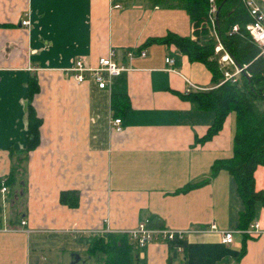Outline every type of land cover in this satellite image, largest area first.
<instances>
[{"label": "crops", "instance_id": "obj_1", "mask_svg": "<svg viewBox=\"0 0 264 264\" xmlns=\"http://www.w3.org/2000/svg\"><path fill=\"white\" fill-rule=\"evenodd\" d=\"M171 34L194 38L188 13L143 0H0V182L17 171L7 194L0 187V264H95L89 237L128 233L146 220L186 232L185 245L174 256L168 242L152 241L140 248L139 264H264V233L247 240L240 258L244 203L234 176L212 177L214 165L233 155L235 117L200 142L215 115L187 95L216 85L174 44L148 43ZM112 51L128 71L106 89L90 74L78 84L68 72L78 60L96 68ZM129 51L146 56L130 60ZM190 84L198 89L188 92ZM114 97L126 106L118 116ZM29 106L40 120L39 142L22 161ZM255 179L264 192V166ZM71 191L76 208L61 203ZM254 222L264 231V204ZM211 225L234 232L233 242L207 232Z\"/></svg>", "mask_w": 264, "mask_h": 264}, {"label": "trees", "instance_id": "obj_2", "mask_svg": "<svg viewBox=\"0 0 264 264\" xmlns=\"http://www.w3.org/2000/svg\"><path fill=\"white\" fill-rule=\"evenodd\" d=\"M151 7L175 8L188 13L193 25L192 37L168 35L148 43L174 44L191 62L204 64L213 75L215 88L192 92L187 99L200 111L213 112L214 122L207 135L200 140L206 142L220 133L228 117H235L233 155L230 159L218 161L212 171V177L219 171L227 170L234 176L238 191L244 203L240 213V230H247L256 219L257 205L264 204V192L256 188L255 173L264 166V111L258 109L255 100L264 99V55L261 47L254 41L247 27L253 18L244 0H215L219 22H216L218 38L224 50L216 53L218 45L209 23L211 3L209 0H143ZM217 15V14H216ZM238 31L234 32V27ZM147 43V44H148ZM137 51L136 53H139ZM228 54L236 66L244 69L236 81L225 82L226 71L235 72V66L226 65L221 57ZM35 81L31 84L32 95L37 90ZM118 100V101H117ZM119 99L114 97L113 108L116 116L126 110ZM30 146L25 150L22 161L39 142L40 120L31 106L28 109ZM17 171L13 172L6 185L13 187ZM14 180V181H13ZM12 183V184H11ZM1 187V182H0ZM25 187V186H24ZM61 203L76 208L79 196L75 191L63 192ZM248 235H244V244L240 254L242 258L247 250ZM87 255L95 264H139L140 248L127 233L96 234L87 239ZM172 254L178 255L184 241L169 242ZM175 258L172 257L171 260Z\"/></svg>", "mask_w": 264, "mask_h": 264}, {"label": "built area", "instance_id": "obj_3", "mask_svg": "<svg viewBox=\"0 0 264 264\" xmlns=\"http://www.w3.org/2000/svg\"><path fill=\"white\" fill-rule=\"evenodd\" d=\"M211 3V11L209 15V23L211 26L212 33L214 37L218 41V45L216 47V53L222 52L224 50L223 45L221 44L217 30H216V14H217V5L215 0H209ZM246 6L249 9V12L253 18V23L247 27L250 35L254 39V41L261 47L262 55H264V7L258 3L257 0H244ZM120 5H115V8H120ZM23 26H30V21L26 20L22 22ZM238 31V26L234 27V32ZM115 56V52L112 51L110 57L102 58L99 61V65L96 68H92L88 66L83 60H78L75 67L68 72L72 73L74 80L78 84H82L87 80V74H90V79H92L100 89H106L109 87L112 79L119 77L123 72L128 71L126 67H120L116 62H114L113 57ZM127 56L130 60H133L137 56L145 57L146 53L141 51L136 53L135 51H129ZM221 61L228 65L235 66V72L226 71L225 73V82L228 80L236 81L235 78L245 69H240L236 66L235 62L228 54H224L221 57ZM167 63L172 65L174 61L172 59H167ZM173 71V70H170ZM190 89H198L193 84H190ZM114 128L116 131L121 132L123 131L122 127V120L115 119L114 120ZM1 191L5 195L9 192V189L6 185V181L3 180L1 182ZM26 225V222H22V226ZM1 230V227H0ZM207 232H220L217 229L216 225H211V227L206 230ZM240 233L244 235H248L250 238H257L264 233L263 229L261 228L260 223L254 222L250 225L247 230H240ZM111 233V232H106ZM222 234V242L224 244H231L233 242L234 232L232 231H221ZM104 234V233H103ZM131 240L137 244L139 248H143L148 245L150 242L155 240H162L166 242H173V241H184L186 232L184 231H171L166 229H153L150 227V221L146 220L141 222L137 229L132 230L127 233ZM182 248L179 247L178 251H181Z\"/></svg>", "mask_w": 264, "mask_h": 264}, {"label": "rangeland", "instance_id": "obj_4", "mask_svg": "<svg viewBox=\"0 0 264 264\" xmlns=\"http://www.w3.org/2000/svg\"><path fill=\"white\" fill-rule=\"evenodd\" d=\"M228 65V64H226ZM255 105L258 109L264 111V99L255 100Z\"/></svg>", "mask_w": 264, "mask_h": 264}, {"label": "water", "instance_id": "obj_5", "mask_svg": "<svg viewBox=\"0 0 264 264\" xmlns=\"http://www.w3.org/2000/svg\"><path fill=\"white\" fill-rule=\"evenodd\" d=\"M216 18H217V22H219V16H218V13L216 15ZM238 67V66H237ZM239 68V67H238ZM80 260L79 256H76V262H78Z\"/></svg>", "mask_w": 264, "mask_h": 264}]
</instances>
